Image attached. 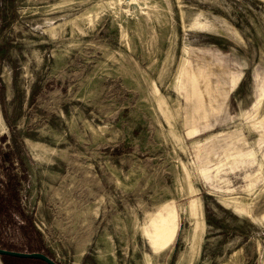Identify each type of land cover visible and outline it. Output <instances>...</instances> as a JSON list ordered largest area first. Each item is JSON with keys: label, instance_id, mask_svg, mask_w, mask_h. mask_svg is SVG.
I'll list each match as a JSON object with an SVG mask.
<instances>
[{"label": "rangeland", "instance_id": "374dc122", "mask_svg": "<svg viewBox=\"0 0 264 264\" xmlns=\"http://www.w3.org/2000/svg\"><path fill=\"white\" fill-rule=\"evenodd\" d=\"M0 246L264 264V0H0Z\"/></svg>", "mask_w": 264, "mask_h": 264}, {"label": "water", "instance_id": "95a60500", "mask_svg": "<svg viewBox=\"0 0 264 264\" xmlns=\"http://www.w3.org/2000/svg\"><path fill=\"white\" fill-rule=\"evenodd\" d=\"M4 257H13L19 259H31V260H38L43 262L44 264H59L55 262L53 259L48 257L47 255L40 253V252H19V251H12L2 248L0 246V264H4Z\"/></svg>", "mask_w": 264, "mask_h": 264}, {"label": "bare ground", "instance_id": "6f19581e", "mask_svg": "<svg viewBox=\"0 0 264 264\" xmlns=\"http://www.w3.org/2000/svg\"><path fill=\"white\" fill-rule=\"evenodd\" d=\"M157 237L160 238L161 240H165L168 237V232L164 231L162 233L157 234Z\"/></svg>", "mask_w": 264, "mask_h": 264}, {"label": "trees", "instance_id": "16d2710c", "mask_svg": "<svg viewBox=\"0 0 264 264\" xmlns=\"http://www.w3.org/2000/svg\"><path fill=\"white\" fill-rule=\"evenodd\" d=\"M5 258L6 257H4V262H5ZM7 258H12V259H15V260H17V261H19V262H23V260L22 259H19V258H13V257H7ZM29 261H32V262H37V263H41V264H44L43 262H41V261H38V260H31V259H28Z\"/></svg>", "mask_w": 264, "mask_h": 264}]
</instances>
